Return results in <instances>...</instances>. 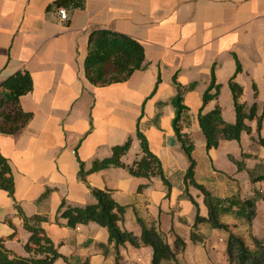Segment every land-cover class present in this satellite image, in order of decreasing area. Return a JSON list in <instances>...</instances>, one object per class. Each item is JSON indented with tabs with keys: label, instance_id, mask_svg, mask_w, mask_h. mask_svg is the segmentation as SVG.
Masks as SVG:
<instances>
[{
	"label": "crops",
	"instance_id": "obj_1",
	"mask_svg": "<svg viewBox=\"0 0 264 264\" xmlns=\"http://www.w3.org/2000/svg\"><path fill=\"white\" fill-rule=\"evenodd\" d=\"M55 0H0V81L19 69H27L33 89L21 97V106L31 119L16 133H0L1 153L9 160L15 179V198L28 217H47L41 227L59 251L90 264H116L115 253L107 255L99 243H107L108 230L97 224L67 226L55 221L63 200L83 206L96 201L88 186L110 189L115 201L126 207L123 229L137 235L141 223H156L173 244L175 235L186 240V249L163 264H227V239L208 224H201L204 238H190L197 207L186 195L185 174L190 161L173 127L176 115L171 99L177 85L195 87L183 93L191 114L184 129L195 144V179L217 198L220 221L228 232L248 237V224L233 197L244 198L264 182L251 183L246 170L239 171L230 155L245 159L247 168L264 165V122L247 121L251 132L240 140H222L206 150L198 115L216 104L228 123L236 121L230 87L234 80L243 87L241 101L256 103L264 112V0H86L84 9L68 11L62 19ZM108 28L127 34L145 50L146 67L123 82L106 86L92 84L85 74L89 35ZM237 60L241 70L237 71ZM221 84L218 100L203 104V94L212 80ZM140 129L150 149L160 159L171 182L170 194L160 177H135L125 167H109L79 177L80 162L89 168L95 158L111 155L114 145ZM140 153L134 138L124 155L130 164ZM147 184L141 191L139 185ZM50 189L47 197L38 201ZM188 193L198 203L202 216L208 208L201 191L190 185ZM261 213V227L258 228ZM257 219V220H256ZM251 232L264 237V200L257 203ZM0 237L5 246L25 255L30 232L8 193L0 189ZM121 264H152L150 246H120ZM58 264L62 260L57 261Z\"/></svg>",
	"mask_w": 264,
	"mask_h": 264
},
{
	"label": "trees",
	"instance_id": "obj_2",
	"mask_svg": "<svg viewBox=\"0 0 264 264\" xmlns=\"http://www.w3.org/2000/svg\"><path fill=\"white\" fill-rule=\"evenodd\" d=\"M86 0H55L49 6L51 8L64 7L68 11L84 9ZM237 71L241 70V65L237 60ZM145 50L137 39L108 28H98L92 30L89 35L88 52L85 59V74L87 79L94 85L106 86L113 83L128 80L131 75L144 69ZM195 87V83L187 86L177 85V93L171 99L176 115L173 119V127L183 150L190 161V166L185 174L186 195L197 207L195 223L191 230L190 238L193 242H201L204 238L199 233L198 227L201 224H208L212 228H225L228 225L220 221L222 211L217 198L198 183L195 179L196 160L193 156L195 144L189 132L184 129L191 124V114L184 104L183 93ZM230 87L235 103L236 121L228 123L223 118L222 107L219 104L207 111L203 109L199 112L198 120L205 135L206 150L218 148L222 140H240L243 132L250 133V120H257L260 129L264 122V112L258 113L256 103L251 105L242 102L243 87L234 80H230ZM33 89V78L27 69H19L0 81V133L13 134L18 132L33 116L31 111H26L21 106V97ZM221 84L215 81L214 75L207 89L203 94V104L206 105L211 100H218ZM134 138L139 140L140 153L130 164L123 161L124 155L129 151ZM258 142L264 147V137L259 136ZM111 155L104 158H95L90 167L87 168L84 161L79 160V177L86 181L89 173L97 172L109 167H125L129 173L135 177L150 179L160 177L165 183L168 194L171 192V182L166 177L162 163L157 155L150 149L149 142L144 133L138 129L135 135H130L125 142L114 145ZM249 154H243L241 159H236L230 155L239 171L246 170L251 183L264 182V165L257 163L253 168H247L245 159ZM198 188L204 195V202L208 208V215L202 216L198 203L188 193V186ZM92 195L96 201L83 206L71 205L63 200L58 207L55 221L61 223L66 220V225L77 227L79 225L96 222L105 227L109 232L107 243H99L103 254L107 255L110 249L115 253L116 264H121L120 246L130 243L134 247L150 246L152 248V264H163L164 261H171L183 253L186 249V240L179 235H175L173 244H170L167 235L159 229L156 223H141L142 232L140 235L123 229L120 222L124 219L126 207L118 204L112 196L110 189H100L88 184ZM147 184H141L138 190L141 191ZM0 189L5 190L14 200L15 206L19 209L23 217L24 226L30 232V237L25 244V255H18L5 246V237H0V264H90L88 260L81 261L74 257L62 254L52 239L41 227V223L47 219L42 215L28 217L24 214L15 198V179L9 160L0 150ZM50 189H47L38 199L47 197ZM233 202L228 208L236 205L238 211L243 212V217L248 224V242L242 236L230 232L227 239V264H264V237H259L251 232L253 221L257 215V203L264 200V192L255 188L250 196L244 198L233 197Z\"/></svg>",
	"mask_w": 264,
	"mask_h": 264
},
{
	"label": "rangeland",
	"instance_id": "obj_3",
	"mask_svg": "<svg viewBox=\"0 0 264 264\" xmlns=\"http://www.w3.org/2000/svg\"><path fill=\"white\" fill-rule=\"evenodd\" d=\"M261 217L263 218V216L261 215V213H259V214H258V217H257V219L260 218V222H259L258 228L261 227V219H262ZM257 219H256V220H257ZM213 231H214V233L216 234V238H219V235H221L222 237H225L226 239H228V236H229V234H230V232H228V230L225 229V228H215ZM249 236H250V234L248 235V237H245V239H246L248 242L251 241V240L249 239Z\"/></svg>",
	"mask_w": 264,
	"mask_h": 264
},
{
	"label": "built area",
	"instance_id": "obj_4",
	"mask_svg": "<svg viewBox=\"0 0 264 264\" xmlns=\"http://www.w3.org/2000/svg\"><path fill=\"white\" fill-rule=\"evenodd\" d=\"M58 12H59V14H60V16H61L62 19H67L68 18V12H67V9L66 8L60 7L58 9Z\"/></svg>",
	"mask_w": 264,
	"mask_h": 264
}]
</instances>
